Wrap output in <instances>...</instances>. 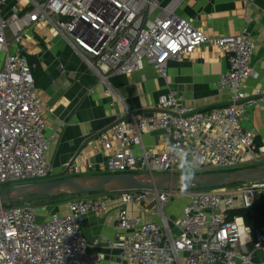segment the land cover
Returning a JSON list of instances; mask_svg holds the SVG:
<instances>
[{
    "label": "built area",
    "instance_id": "built-area-1",
    "mask_svg": "<svg viewBox=\"0 0 264 264\" xmlns=\"http://www.w3.org/2000/svg\"><path fill=\"white\" fill-rule=\"evenodd\" d=\"M185 0H0V189L14 183L53 179L47 152V120L27 55L29 41L61 35L108 87L113 75L153 67L169 77V62L205 45H215L229 67L215 86L227 92L226 105L206 110L185 104L175 91L160 96L150 114L127 111L103 131L99 145L107 173L182 175L244 168L258 161L256 134L243 125L247 111L264 92L248 96L249 77H259L253 60L256 41L244 27L217 36L177 12ZM252 1V0H251ZM264 73V60L261 64ZM159 133L158 148L145 134ZM136 149L139 151L136 152ZM83 154L66 165L81 175ZM179 198L177 200L176 198ZM117 204L116 238L90 240L83 231L90 215L103 216ZM182 201L176 218L166 215ZM261 202V203H260ZM260 203V204H259ZM56 205V204H55ZM264 206V180L195 191H121L74 195L66 212L38 201L0 204V264H101L116 252L121 264H264V228L256 231L238 208Z\"/></svg>",
    "mask_w": 264,
    "mask_h": 264
},
{
    "label": "crops",
    "instance_id": "crops-1",
    "mask_svg": "<svg viewBox=\"0 0 264 264\" xmlns=\"http://www.w3.org/2000/svg\"><path fill=\"white\" fill-rule=\"evenodd\" d=\"M168 4L172 0H160ZM177 12L196 26L213 30L217 36H228L248 28L256 41L253 64L259 77H249L244 84L248 96L258 90L264 92V0H185ZM29 58L38 64V90L45 110L47 136L55 135L47 152L48 160L56 167L53 179L73 176L66 174V165L83 154L81 175L103 171L104 156L99 145L100 134L120 119L127 111L150 114L160 96L175 91L184 97L186 105L210 109L228 104L229 95L215 83L227 70L226 57L219 55L215 45H205L180 61L169 62V77L163 78L153 67L130 75H113L108 87L97 73L78 56L61 35H51L40 42L30 40ZM5 54L0 52V69ZM35 69V68H34ZM243 125L251 129L264 145V102L249 109ZM147 147L158 148L162 143L159 133L145 134ZM139 150L136 149V152ZM68 198L58 203L66 212ZM57 206V204L53 205ZM117 204L111 202L103 216L90 215L84 224V234L90 239L116 238ZM101 264H121L116 252H106Z\"/></svg>",
    "mask_w": 264,
    "mask_h": 264
},
{
    "label": "water",
    "instance_id": "water-1",
    "mask_svg": "<svg viewBox=\"0 0 264 264\" xmlns=\"http://www.w3.org/2000/svg\"><path fill=\"white\" fill-rule=\"evenodd\" d=\"M161 178H166L168 181L166 183L161 182L159 181ZM263 180L264 164L262 166L228 171L197 173L186 185L182 181V175L161 173H92L67 176L59 179L25 182L20 185H7L0 189V204L32 202L62 195H84L95 191H195L219 186L260 182ZM103 186H107L108 188H104Z\"/></svg>",
    "mask_w": 264,
    "mask_h": 264
},
{
    "label": "trees",
    "instance_id": "trees-1",
    "mask_svg": "<svg viewBox=\"0 0 264 264\" xmlns=\"http://www.w3.org/2000/svg\"><path fill=\"white\" fill-rule=\"evenodd\" d=\"M37 71L42 73V71H40L38 64H36L35 69H33V77H34V72H37ZM34 80H35V85L37 87L38 86V79H36L34 77ZM256 144H257L258 149L263 146V143L260 140V138H256ZM89 194L92 195L93 193H89ZM65 196L71 198L74 195L73 196L62 195V196H54V197H49V198L50 199H58V198H62ZM48 199L38 201V202L47 203L46 201H48ZM58 203H61V202H58ZM58 203H56V204H58ZM233 214L240 215V216L244 217L246 224L252 228L253 236H255L257 230L264 228V206H256L253 209V211H249V210H246L243 208H238L234 211Z\"/></svg>",
    "mask_w": 264,
    "mask_h": 264
},
{
    "label": "rangeland",
    "instance_id": "rangeland-1",
    "mask_svg": "<svg viewBox=\"0 0 264 264\" xmlns=\"http://www.w3.org/2000/svg\"><path fill=\"white\" fill-rule=\"evenodd\" d=\"M263 147H264V145H263ZM264 164V152L262 153L261 151H260V153H259V157H258V161L255 163H253V164H250V165H248V166H246V167H244V168H249V167H254V166H262ZM94 173H107V172H105V171H100V172H94ZM20 184H22V183H14V184H10V185H8V186H12V185H20ZM242 184V183H241ZM233 185H231V186H219V187H212V188H209V189H203V190H206V191H209V190H214V189H219V188H226V187H232ZM100 192H106V191H95V192H93V194H99ZM69 197H62V198H58V199H48V201H46L47 203H49V204H51V205H54V204H56V203H58V202H62V201H65V200H67ZM177 200H179V198L177 197L176 198ZM44 200H46V199H44ZM37 201H42V200H37ZM182 207H183V202L182 201H178V202H176V201H172L167 207H166V215L167 216H172V218H176L178 215H179V213H180V211H181V209H182Z\"/></svg>",
    "mask_w": 264,
    "mask_h": 264
},
{
    "label": "clouds",
    "instance_id": "clouds-1",
    "mask_svg": "<svg viewBox=\"0 0 264 264\" xmlns=\"http://www.w3.org/2000/svg\"><path fill=\"white\" fill-rule=\"evenodd\" d=\"M195 175V169L191 166V163H187L182 170V181L186 185Z\"/></svg>",
    "mask_w": 264,
    "mask_h": 264
},
{
    "label": "bare ground",
    "instance_id": "bare-ground-1",
    "mask_svg": "<svg viewBox=\"0 0 264 264\" xmlns=\"http://www.w3.org/2000/svg\"><path fill=\"white\" fill-rule=\"evenodd\" d=\"M159 181L166 183L168 180L166 178H163V179L161 178V179H159ZM103 187L108 188L107 186H103Z\"/></svg>",
    "mask_w": 264,
    "mask_h": 264
}]
</instances>
